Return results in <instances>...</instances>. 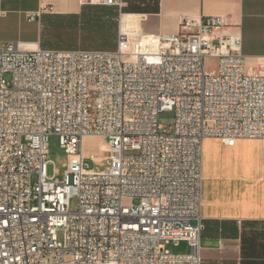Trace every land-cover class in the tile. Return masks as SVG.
Listing matches in <instances>:
<instances>
[{
	"label": "built area",
	"instance_id": "built-area-1",
	"mask_svg": "<svg viewBox=\"0 0 264 264\" xmlns=\"http://www.w3.org/2000/svg\"><path fill=\"white\" fill-rule=\"evenodd\" d=\"M81 2L120 19L125 7ZM227 27L185 18L173 35L119 25L113 51L0 50V264H202L204 140L264 141V65L247 67ZM52 135L61 180L47 175ZM86 138L106 142V170L85 164L97 161ZM182 242L186 253L166 250Z\"/></svg>",
	"mask_w": 264,
	"mask_h": 264
},
{
	"label": "crops",
	"instance_id": "crops-1",
	"mask_svg": "<svg viewBox=\"0 0 264 264\" xmlns=\"http://www.w3.org/2000/svg\"><path fill=\"white\" fill-rule=\"evenodd\" d=\"M139 1L132 12L141 18V32L173 35L185 18L223 17L224 32L242 37L247 67L264 65V0ZM85 6L81 0H0V50L10 44L81 49L74 48L72 31ZM29 13L40 16L29 22ZM201 215L202 264H264L263 140H238L232 147L204 140Z\"/></svg>",
	"mask_w": 264,
	"mask_h": 264
},
{
	"label": "rangeland",
	"instance_id": "rangeland-1",
	"mask_svg": "<svg viewBox=\"0 0 264 264\" xmlns=\"http://www.w3.org/2000/svg\"><path fill=\"white\" fill-rule=\"evenodd\" d=\"M125 1V7L124 9H126L127 6H129L132 10L128 11L126 13H122L124 14H129V15H137L136 13H133L132 11H134L136 9V6L139 4V0H124ZM157 0H153L154 3H156ZM123 9V10H124ZM138 16V15H137ZM141 18L138 17L136 19V21L138 22V26H139V22H140ZM118 28H119V22H120V18L118 16ZM140 31V26L135 32H139ZM1 38V36H0ZM74 48H80L78 46H75ZM116 46L113 47H108V48H104V49H100V50H104V51H113L115 50ZM5 49V48H3ZM2 49V50H3ZM97 50V49H95ZM212 61L211 60H207L205 62V66H207L208 68H211L212 66ZM174 122V113L170 112V111H164L162 113H160L159 115V125L162 127L163 130L168 131L169 128L173 125ZM105 141L99 138H86L83 141L82 144V149H83V154L84 156H86V158H88L89 156L93 155L97 157V161L96 162H92L89 159L85 160V164L88 166L89 169L92 170H99V171H104L107 169L108 165L106 160H104L106 158V156L108 154H106L104 152L105 149ZM66 156L63 153L62 149L60 148L59 145V138L56 135H52L49 138V154H48V161L50 162L47 165V175L48 177L53 176L54 171H58V176L57 178L59 180L62 179V175L64 172V168L63 165L66 163ZM77 208V199L76 198H72L70 200V210L74 211ZM58 241L61 242L62 241V236L61 234H59L58 236ZM166 250H168L170 253L172 254H178V253H186L187 252V248H186V244L184 242L180 243L178 246H175L173 243H170L166 246Z\"/></svg>",
	"mask_w": 264,
	"mask_h": 264
},
{
	"label": "trees",
	"instance_id": "trees-1",
	"mask_svg": "<svg viewBox=\"0 0 264 264\" xmlns=\"http://www.w3.org/2000/svg\"><path fill=\"white\" fill-rule=\"evenodd\" d=\"M128 8L122 10V13H126ZM118 16L119 12L113 7L86 5L78 18L79 23L74 24V46L82 50H100L116 46Z\"/></svg>",
	"mask_w": 264,
	"mask_h": 264
},
{
	"label": "bare ground",
	"instance_id": "bare-ground-1",
	"mask_svg": "<svg viewBox=\"0 0 264 264\" xmlns=\"http://www.w3.org/2000/svg\"><path fill=\"white\" fill-rule=\"evenodd\" d=\"M136 17L129 14L122 15L119 25L123 31H136Z\"/></svg>",
	"mask_w": 264,
	"mask_h": 264
}]
</instances>
